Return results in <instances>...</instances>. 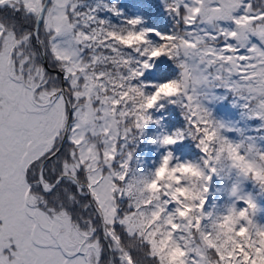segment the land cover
I'll list each match as a JSON object with an SVG mask.
<instances>
[{
	"label": "snow or ice",
	"instance_id": "1",
	"mask_svg": "<svg viewBox=\"0 0 264 264\" xmlns=\"http://www.w3.org/2000/svg\"><path fill=\"white\" fill-rule=\"evenodd\" d=\"M0 264H264V0H0Z\"/></svg>",
	"mask_w": 264,
	"mask_h": 264
}]
</instances>
